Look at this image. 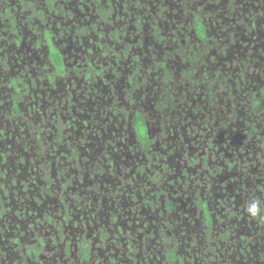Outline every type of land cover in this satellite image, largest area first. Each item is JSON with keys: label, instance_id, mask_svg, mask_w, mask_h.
Returning <instances> with one entry per match:
<instances>
[{"label": "flooded vegetation", "instance_id": "1", "mask_svg": "<svg viewBox=\"0 0 264 264\" xmlns=\"http://www.w3.org/2000/svg\"><path fill=\"white\" fill-rule=\"evenodd\" d=\"M0 264H264V0H0Z\"/></svg>", "mask_w": 264, "mask_h": 264}, {"label": "rangeland", "instance_id": "2", "mask_svg": "<svg viewBox=\"0 0 264 264\" xmlns=\"http://www.w3.org/2000/svg\"><path fill=\"white\" fill-rule=\"evenodd\" d=\"M150 11V13L149 14H151L150 15V17L152 18V19H155V21H153V23H156V24H161L162 26H165L166 25V21H165V14H164V12H166V14L167 13H171V11H170V9L169 8H166V9H164V12H163V17L160 15V17L162 18V19H159L158 17H157V14L156 13H151V10H149ZM145 14L146 15H149V14H147V12H145ZM251 85H252V87H254V86H256L257 85V83L256 82H252L251 83ZM262 129H260V131H261Z\"/></svg>", "mask_w": 264, "mask_h": 264}, {"label": "clouds", "instance_id": "3", "mask_svg": "<svg viewBox=\"0 0 264 264\" xmlns=\"http://www.w3.org/2000/svg\"><path fill=\"white\" fill-rule=\"evenodd\" d=\"M250 211H255V205L252 206V208L250 209Z\"/></svg>", "mask_w": 264, "mask_h": 264}]
</instances>
